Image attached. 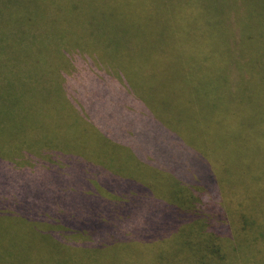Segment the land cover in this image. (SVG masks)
I'll list each match as a JSON object with an SVG mask.
<instances>
[{
    "label": "rangeland",
    "instance_id": "obj_1",
    "mask_svg": "<svg viewBox=\"0 0 264 264\" xmlns=\"http://www.w3.org/2000/svg\"><path fill=\"white\" fill-rule=\"evenodd\" d=\"M35 1L30 4L32 8L29 11L34 10ZM59 4L64 7L61 11L57 5L52 10L37 11L39 15L28 25L29 28L32 25L38 27L37 37L34 41L28 40V46L25 44L22 52L16 51L19 47L14 40L8 39L0 45V48L5 46L2 50L3 57L0 59V152L4 153V157H14L13 161L18 164L16 170L19 167L32 173L47 170L53 174L58 172L62 176L65 174L62 168L66 165L63 160L56 158L53 164L57 165L58 169H51L50 172L46 164L40 163L45 159L39 153L43 154L44 150L55 151L58 152L59 158L65 154L72 155L76 148L81 149V152L88 151L89 140L94 138V135L100 143L103 141L102 133H96L98 128L112 123L115 127L110 128L115 136H118L121 121L110 119L107 125L105 122L101 124L103 120H100L98 115H103L105 120L108 118L106 104L109 103L115 111L121 105L122 108L125 107V98L118 102L111 91L114 89L117 94L125 93L126 82L135 86V91L140 94L137 96L153 99L151 105L160 113V121H170L176 126L186 125L185 121L190 123V116L185 114L186 104L182 101L186 93L185 88L182 86L183 81L178 80L184 77L172 73L171 69L169 70L174 75L171 79L160 76L158 67L161 64L144 56L141 45L134 43V39L138 38L129 35L130 28L122 29L118 25L109 24L105 20L107 12L95 13V9L102 6L101 2L60 0ZM68 13L69 17L73 16L78 20L79 26L67 18ZM124 16L125 14L118 15V20ZM17 17L14 15L12 19L15 26L21 24L18 22L26 20L22 15L16 21ZM134 18L137 19L138 15L135 14ZM2 31L0 42L4 35ZM61 42L64 45L60 46ZM63 49H66L67 56L63 55ZM97 63L112 72L104 70L99 72L98 77H92L89 81L86 75L90 77L97 72ZM88 66L92 69L91 72H86ZM98 78L107 86L99 82ZM238 89L243 97L252 93V125L254 121L264 122V99L261 100L259 95L260 92L264 94V83L252 81L248 91L240 85ZM201 94L205 97L211 96L205 89L201 90ZM186 96L189 98L191 93L188 92ZM96 104L100 108L104 107V110L98 109ZM224 109L236 110L229 107ZM191 126L192 124H189L180 128L186 129L189 137L192 132L196 137L210 136L214 130L219 131L218 140L224 141L226 137V134L223 135L221 124L219 127L214 124L201 130L196 127L192 129ZM172 132L177 131L172 129ZM188 136L186 137L189 138ZM232 136L236 137V132H233ZM255 136L263 141L260 150L264 155V123L259 131L255 130ZM111 153L115 154L116 151ZM219 158L228 173L235 171L222 152ZM257 159L247 157L243 160L249 164H244L246 168L240 172V180L247 181ZM122 162H126L128 168L134 167L120 177H131L134 180L141 178L142 181L151 177V184L157 180L161 181L159 184H153L156 186L151 189L156 196L146 200L143 213L155 215L156 209L161 206L164 207V212L154 217L156 223L141 225L145 227L146 232H140L138 229L137 235H127L125 232H128L129 227H136L130 224L117 226L119 230L110 231L112 234L105 229L108 234L107 244L100 239L95 240L104 244L99 248L93 247L95 244L92 245L93 248L83 247L82 243L89 239L81 234L64 235L65 240L71 242L58 244L49 239L53 238L49 232L21 230V226H15V219L3 216L11 213L0 211V264L223 262L224 260H213L210 257L209 253H213L209 250L211 241L214 248L219 246L220 251L225 252V260L229 262L227 264H264V240H259L261 236L264 237V232L259 230L264 225V158L259 169L253 171L250 180L252 188L248 189H245V185L249 182H238V178H235V182L231 179L220 186L214 187L212 184V187L207 189L198 186L188 188L183 184V171L157 172L152 168L135 166L130 159ZM127 190L134 191L136 188H121L120 194ZM58 199L69 200L62 195ZM119 202L121 204L123 200ZM130 217L134 221L133 224H141L140 216ZM125 222V219L119 218L117 224ZM27 224L24 223V226L31 228Z\"/></svg>",
    "mask_w": 264,
    "mask_h": 264
},
{
    "label": "trees",
    "instance_id": "obj_2",
    "mask_svg": "<svg viewBox=\"0 0 264 264\" xmlns=\"http://www.w3.org/2000/svg\"><path fill=\"white\" fill-rule=\"evenodd\" d=\"M32 1L0 0V31L4 32L0 45L8 39L14 40L19 47L16 51L22 52L25 44L28 46V40L34 41L37 37L38 27L32 25L29 28L28 25L33 23V19L39 15L38 12L52 10L56 5L60 11L64 9L59 4L60 0H36L33 3L34 10L29 11ZM96 1L101 2L102 6L95 9V13L107 12L105 20L109 24L118 25L122 29L130 28L129 35L138 38L134 39V43L141 45L144 56L161 64L158 67L160 76L171 79L174 76L172 73H176L184 77L178 80L183 81L182 86L186 93L182 101L186 104L185 114L190 116V123L185 121V124H192V129L196 127L200 130L214 124L219 127L221 124L223 135L226 134L224 141L218 140L217 130L210 136L196 137L192 132L189 137L186 129L180 128L186 125H171L169 130L176 140V146H171L170 155L168 151L166 153L169 168L172 171L184 172V185L191 187V184L186 183L193 181L194 186L207 189L212 187V184L214 187L220 186L231 179L235 182V178H238V182L245 181L240 180V172L246 168L244 164L249 163H244L243 160L247 157L258 158L245 181L249 182L245 189L252 188V173L259 169L264 158L260 150L263 141L256 138L255 130L259 131L264 122L254 121L252 125V93L243 97L238 86L248 91L252 81L264 83V0ZM69 13L67 18L79 26L78 20L73 16L69 17ZM120 14L125 16L118 20ZM135 14L138 15L137 19L134 18ZM14 15L18 16L16 21L22 15L26 20L18 22L21 24L15 26L12 23ZM97 17L98 15L96 19ZM67 22L69 23L68 20ZM61 45L64 43L61 42ZM4 48L5 46L0 48V59L3 57ZM63 55H68L66 49H63ZM90 55L95 58L93 54ZM66 60L68 61L67 58ZM104 70L112 72L97 63V72L86 77L90 81ZM155 70L154 68L153 71ZM91 71L88 66L86 72ZM98 80L107 86L103 80ZM129 84L126 82L125 86L133 92L135 86ZM202 89L211 96H202ZM188 92L191 93L189 98L186 96ZM259 95L263 100L264 94L260 92ZM157 100L160 101L159 98ZM225 107L236 110H226ZM172 129L177 132L173 133ZM187 129L189 130L188 126ZM233 132H236V137L232 136ZM79 152L81 149L76 148L72 155L63 154L64 156L59 158L58 152L55 151L44 150L43 154L39 153L45 159L40 163L46 164L50 172L51 169H58V166L53 164L56 158L63 160L66 165L62 168V172H65L62 176L58 172L53 174L47 170L33 173L20 167L16 170L18 164L13 161L14 157H4V153L0 152V211L11 213L3 216L15 219V226H21V230L49 232L53 237L49 239L58 244L71 242L65 240L64 235L81 234L89 239L82 243L86 248H99L107 244L108 234L105 231L109 234H112L110 231L117 232V226L136 225L129 227L125 233L137 235L139 230L146 232L145 227L141 225L156 223L152 221H155L156 215L164 212V207H158L155 215L143 213L146 200L155 196L144 182L131 177L121 180L109 176L100 179V187L103 189L100 190L98 185L90 180L94 170H89V162L82 160ZM220 152L228 158L235 171L228 173L225 170L223 161L219 158ZM121 188L136 190H127L120 194ZM60 195L69 200L58 199ZM120 200H123L121 204ZM131 214H135L133 217L140 216L144 223L117 224L119 218L131 220ZM24 223H28L31 228L25 227ZM259 230L264 232V225ZM98 239L104 244L95 241ZM259 240H264V237L261 236ZM72 244L76 245L74 242ZM93 244L95 246L92 247ZM209 247V250L213 251L212 254L209 253L213 260H224L218 264L229 263L225 260V252L220 251L219 246L214 248L211 241Z\"/></svg>",
    "mask_w": 264,
    "mask_h": 264
},
{
    "label": "crops",
    "instance_id": "obj_3",
    "mask_svg": "<svg viewBox=\"0 0 264 264\" xmlns=\"http://www.w3.org/2000/svg\"><path fill=\"white\" fill-rule=\"evenodd\" d=\"M113 90L111 92L116 96L118 102H121L123 97L125 98V107L122 108L121 105V107L115 111L111 108V103L106 104V114L108 118L105 120L103 115H98V118L103 120L101 124L105 122V125L109 123L108 121L110 119L116 121L120 120L121 129L118 136H115V133L111 130V128L115 127L113 123L108 126H102L101 129L97 126L99 131H96V133L98 135L102 133L101 136L103 141L100 143L94 135V138L92 137L89 140L88 151L85 150L79 153V157L82 160L89 162V170H94V172H91L92 176L90 180L98 185L100 190H103L100 187L102 185L100 179L104 177L115 176L121 180L128 179L120 176L126 172H130L134 166L128 168V166L126 167V162H122V160L130 159L135 166L166 168L165 171H172L167 163L168 159L166 153L168 151L170 155L171 146H176V140L171 136L169 130L170 126L173 124L170 121H168L169 123L160 121V113L155 111L151 105L153 99L137 96L140 94L135 90L132 92V89L129 88L125 90V93L118 94ZM96 107L104 110V107L100 108L98 104H96ZM91 139L93 140L91 141ZM93 141H98L99 144ZM113 151H116V153L112 154L111 152ZM174 156L176 157V151ZM139 179L138 181L144 182L151 191H153L151 188L156 186L153 184L161 183L160 180H157L151 184V177L149 180L145 181H142L141 178ZM186 184H191V187L194 186L193 181L187 182ZM184 187L190 186L184 185ZM154 195L156 196V194ZM134 215L135 214H131L130 216ZM126 221L127 223L134 222L132 220ZM141 223H144V220H142Z\"/></svg>",
    "mask_w": 264,
    "mask_h": 264
}]
</instances>
